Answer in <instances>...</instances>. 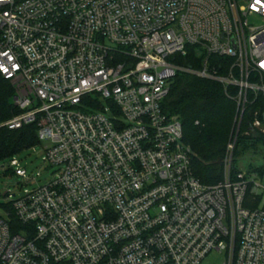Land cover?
Wrapping results in <instances>:
<instances>
[{
	"label": "built area",
	"instance_id": "built-area-1",
	"mask_svg": "<svg viewBox=\"0 0 264 264\" xmlns=\"http://www.w3.org/2000/svg\"><path fill=\"white\" fill-rule=\"evenodd\" d=\"M0 38L19 111L1 127L36 125L57 168L4 194L0 264H264V176H232L249 93L264 135V0H0ZM191 48L224 60L183 67ZM180 72L239 89L216 185L163 108ZM7 170L29 178L15 157Z\"/></svg>",
	"mask_w": 264,
	"mask_h": 264
},
{
	"label": "trees",
	"instance_id": "trees-1",
	"mask_svg": "<svg viewBox=\"0 0 264 264\" xmlns=\"http://www.w3.org/2000/svg\"><path fill=\"white\" fill-rule=\"evenodd\" d=\"M1 40V38H0ZM197 48H191L185 57L177 60L183 67L201 70L205 61H215ZM220 62H223V60ZM239 89H226L222 84L180 72L174 79L163 108L166 113L178 116L184 129V142L192 150V169L196 178L204 185L212 186L224 179L223 161L230 141L237 114L235 97ZM14 90L9 81L0 75V162L11 160L20 152L40 145L37 126L30 125L19 130H9L2 124L19 114L13 104ZM249 106L245 111L238 141L233 155L232 176L241 173L239 164L245 158L260 157L264 161V135L252 130L253 114L263 101L248 94ZM263 150V152H262ZM250 164H252L251 158ZM249 175L258 173L264 176V163L253 168ZM250 197V196H248ZM245 203L246 207L257 206ZM66 264V263H52Z\"/></svg>",
	"mask_w": 264,
	"mask_h": 264
},
{
	"label": "rangeland",
	"instance_id": "rangeland-1",
	"mask_svg": "<svg viewBox=\"0 0 264 264\" xmlns=\"http://www.w3.org/2000/svg\"><path fill=\"white\" fill-rule=\"evenodd\" d=\"M48 147L47 143L35 146L34 148L26 149L14 157L20 160L23 168L27 170L28 179L17 177L12 171H8L9 161L0 162V215L5 213V207L9 202V197L4 194L9 192L10 196L15 195L20 197L26 191H32L39 186L46 185L49 181L54 180L57 168H51L45 163V148ZM263 152V150H262ZM252 164H250V159ZM245 158V162L239 164L241 172H249L252 168L262 166L264 163L260 157ZM264 186V179L261 181ZM225 255L217 252L209 254L202 262V264H224Z\"/></svg>",
	"mask_w": 264,
	"mask_h": 264
}]
</instances>
